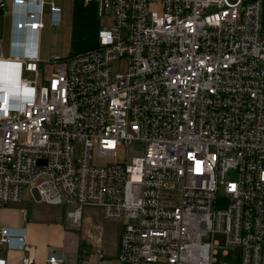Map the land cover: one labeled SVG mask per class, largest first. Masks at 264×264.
<instances>
[{
	"label": "built area",
	"instance_id": "obj_1",
	"mask_svg": "<svg viewBox=\"0 0 264 264\" xmlns=\"http://www.w3.org/2000/svg\"><path fill=\"white\" fill-rule=\"evenodd\" d=\"M84 2L111 23L45 75L27 33L46 10L59 23L56 0L0 1V209L29 188L73 205V224L85 206L125 218L116 264H229L234 247L237 264H264V1ZM3 247L37 264L23 227L0 224ZM43 264L69 263L50 246Z\"/></svg>",
	"mask_w": 264,
	"mask_h": 264
},
{
	"label": "rangeland",
	"instance_id": "obj_2",
	"mask_svg": "<svg viewBox=\"0 0 264 264\" xmlns=\"http://www.w3.org/2000/svg\"><path fill=\"white\" fill-rule=\"evenodd\" d=\"M59 1L63 0H56V2ZM229 1L233 2L235 0ZM2 14L4 15V25L3 34L0 37V54L6 56L9 54L8 37L10 19L8 9L4 10ZM101 20L105 25L110 24L111 16L102 15ZM57 24L59 23L54 25ZM75 24L79 27L77 23ZM65 28L56 27L51 31L50 35H46L45 56H42L40 60L47 62L50 72L54 64L61 60V57L69 55L70 52H73V49L80 50V48L90 46L92 42L87 30L79 27L80 31L75 32L74 27L71 25H67ZM23 74L29 78L33 77L32 72L25 71ZM142 150L143 143L141 141H132L126 147L119 148L117 159L119 161H123L125 158L129 160L132 155H137ZM93 161L95 163H103L104 159L94 158ZM25 193L23 190L24 195ZM32 193L34 194L35 192L32 191ZM32 202L35 203L33 207H36L41 211V214L45 215V245H51L62 250L69 264H73L78 258L87 257L88 253H91V260L94 264H97L98 260H101L102 264H116L115 251L120 230L123 222L126 221L125 218L122 220L105 218L102 216L99 208L85 206L80 222L73 224L66 216V212L74 208L73 205L43 203L36 200L35 196ZM97 236L100 237L101 243L95 244ZM214 238L220 242L224 241V236L221 234H216ZM98 245H100L101 251L104 253L103 258H100L95 253ZM78 248L81 249L82 253L77 252ZM238 255L239 248L234 247L229 249L225 258L229 264H237ZM262 257L264 258V247Z\"/></svg>",
	"mask_w": 264,
	"mask_h": 264
},
{
	"label": "crops",
	"instance_id": "obj_3",
	"mask_svg": "<svg viewBox=\"0 0 264 264\" xmlns=\"http://www.w3.org/2000/svg\"><path fill=\"white\" fill-rule=\"evenodd\" d=\"M56 4L60 7L59 24H51V15L48 13L49 11L46 10L43 15L42 26H40L35 32H31L30 30L27 33L29 40L35 42L34 48L36 47V51H38L40 59L42 56H45L46 35H50L51 31L56 27L65 28L67 25H71L74 27L75 32L80 31L81 28L87 30L90 34V38L92 39L90 46L80 48V50L73 49V52H70L71 54L95 45L97 42L98 29L101 25H105L102 23L101 16L99 17L97 14L96 5L93 2L85 3L84 0H63L56 2ZM75 23H77L80 28ZM40 64L42 66L43 73L48 74L50 70L47 62L41 60ZM23 190L26 193L25 195H22V200L20 202L7 203L1 207L0 224L10 227H23L26 233V241L34 249L36 263L43 264L45 253L51 245H45V215L41 214V211H39L36 207L34 208L33 206H35V203L32 202L34 196L36 197V200L40 202L41 200L36 190H30L29 188H24ZM32 191L35 193L33 194ZM98 242L101 243L100 238L99 240L96 238L95 244ZM77 252L82 253L80 248L77 249ZM0 255L5 256L10 264H19L22 250L3 247L0 250Z\"/></svg>",
	"mask_w": 264,
	"mask_h": 264
},
{
	"label": "water",
	"instance_id": "obj_4",
	"mask_svg": "<svg viewBox=\"0 0 264 264\" xmlns=\"http://www.w3.org/2000/svg\"><path fill=\"white\" fill-rule=\"evenodd\" d=\"M3 25H4V16L3 14L0 13V37L2 36L3 34ZM44 160L43 159H38L37 162H43Z\"/></svg>",
	"mask_w": 264,
	"mask_h": 264
},
{
	"label": "clouds",
	"instance_id": "obj_5",
	"mask_svg": "<svg viewBox=\"0 0 264 264\" xmlns=\"http://www.w3.org/2000/svg\"><path fill=\"white\" fill-rule=\"evenodd\" d=\"M28 48V47H27Z\"/></svg>",
	"mask_w": 264,
	"mask_h": 264
},
{
	"label": "trees",
	"instance_id": "obj_6",
	"mask_svg": "<svg viewBox=\"0 0 264 264\" xmlns=\"http://www.w3.org/2000/svg\"><path fill=\"white\" fill-rule=\"evenodd\" d=\"M264 1V0H263Z\"/></svg>",
	"mask_w": 264,
	"mask_h": 264
}]
</instances>
